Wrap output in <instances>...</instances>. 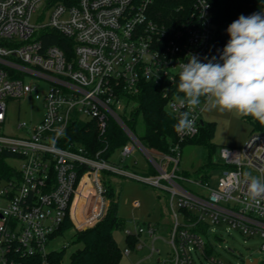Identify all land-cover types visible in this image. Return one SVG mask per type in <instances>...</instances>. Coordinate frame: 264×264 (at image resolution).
Listing matches in <instances>:
<instances>
[{
	"label": "built area",
	"instance_id": "1",
	"mask_svg": "<svg viewBox=\"0 0 264 264\" xmlns=\"http://www.w3.org/2000/svg\"><path fill=\"white\" fill-rule=\"evenodd\" d=\"M149 1L0 0V127L7 100L33 98L43 106L35 125L18 123L20 136L0 134V155H6L10 168L0 176V264H12L14 252L37 254L39 264H47L46 246L65 219L79 231L99 222L110 202L103 175L110 174L168 194L172 226L167 244L172 254L156 264H195V257L223 264L211 256L222 230L258 237L264 252V200L255 204L244 184L233 186V177L242 181L244 172L264 177V132L252 133L242 147L220 148L214 162L221 169L190 177L178 170L180 144L198 134L203 104L191 111L193 128L176 131V142L166 152L145 148L126 123L138 106L142 83L148 82L163 84L164 109L178 119L180 111L189 110L174 101L179 65L189 54L202 62L213 57L219 62L223 50L214 42L205 0H195L176 27L149 18ZM47 31L68 39L69 56L56 46L43 45L40 35ZM42 85L47 87L43 96L37 92ZM108 121L127 139L108 158L101 156L106 147L91 156L83 146L60 145L69 123L93 122L102 134ZM136 149L149 162L145 170L137 169L136 161L123 165ZM115 153L119 164L111 163ZM8 160L20 162L19 167ZM85 181L90 192L84 193L88 201L78 225L72 211ZM137 206L133 201L132 207ZM155 230L154 224L141 228L134 223V230H125V235L136 239L133 249L139 250V237L146 234L152 239V255L159 252L152 244Z\"/></svg>",
	"mask_w": 264,
	"mask_h": 264
},
{
	"label": "trees",
	"instance_id": "2",
	"mask_svg": "<svg viewBox=\"0 0 264 264\" xmlns=\"http://www.w3.org/2000/svg\"><path fill=\"white\" fill-rule=\"evenodd\" d=\"M195 0H150L147 14L154 22L166 27H176L183 17L192 10ZM210 5L211 18L215 27L214 42L224 47L229 39L226 32L227 27L241 14L248 16L253 13H264V0H205ZM44 46H56L63 50L66 56L70 54V42L54 32H44L40 35ZM163 84L152 82L142 83L139 95L136 98L138 106L131 113L127 125L135 132L138 121L143 125L142 133L137 136L141 144L147 149H155L166 152L169 144L176 142V130L174 125L177 119L169 115L164 109L165 100L162 98ZM255 127L261 131L262 126L251 117L247 118ZM213 125L203 122L199 125L198 134L180 144V149L185 146L201 148L204 153L202 166L198 173L217 171L221 169L214 162L215 145L212 143ZM127 139L120 128L112 121L107 122L106 130L100 133L93 122H71L67 125L64 135L60 138L62 147L70 144L83 146L92 155L102 151L101 156L108 158L116 150L126 143ZM6 155H0V176L6 175L10 168L5 163ZM89 187L85 181L78 196ZM107 197L109 206L105 216L94 226L81 231H74L73 243L80 247L69 256L68 264H119L122 251L113 238V232L125 225V220L118 215L116 210L115 196L110 186H107ZM74 222L77 220L72 215ZM72 225L68 218L65 219L59 229L50 237L53 239L70 230ZM129 249H133L136 243L134 237H126ZM64 250H53L46 254L47 264H62ZM12 264H39L41 257L35 255L12 254Z\"/></svg>",
	"mask_w": 264,
	"mask_h": 264
},
{
	"label": "rangeland",
	"instance_id": "3",
	"mask_svg": "<svg viewBox=\"0 0 264 264\" xmlns=\"http://www.w3.org/2000/svg\"><path fill=\"white\" fill-rule=\"evenodd\" d=\"M32 22L36 21L33 15ZM47 87L42 85L38 89V93L43 96ZM43 115V106L41 100L33 98L27 100H7L6 101V118L0 127V134L9 136H20L22 133L17 129L20 122H25L28 126L35 125ZM247 118L234 112L219 110H208L204 105L202 106V113L200 119L205 123L213 125L212 143L216 150L214 157L218 155V151L222 147L238 148L242 147L250 135L256 132L255 127ZM143 131L141 121L137 122L135 128L136 136H139ZM264 132V127L261 129ZM119 154L115 153L111 163L119 164ZM204 160V153L201 148L185 146L181 149L178 170L187 173L190 177H194L198 168L202 166ZM136 161V168L145 170L149 165L146 157L138 149L134 153L124 159L123 165H129ZM8 162L15 168H18L20 162L16 160H8ZM121 164V163H120ZM130 169H132L130 167ZM137 169H132L136 170ZM106 185L110 186L116 202V210L126 222L123 228L113 232V238L118 247L122 251V258L119 264H156L157 260L165 261L170 257L171 249L167 244L168 233L171 230L170 212L168 204V194L157 188H153L146 184L128 180L114 175H103ZM89 193V187L81 193L74 202L72 215L74 213L78 217V225L84 217L83 213L88 201V197L84 193ZM138 201V206L133 208L132 202ZM76 203V204H75ZM76 218V217H75ZM77 220V218H76ZM72 230L57 236L50 240L46 246V251L64 250L62 264H68L70 254L80 246L73 243L72 235L75 229L72 221ZM134 223L141 228L147 224H154L155 240L153 247L158 250V253L150 254V247L152 239L146 234H141L139 242L142 248L139 250L132 249L128 254L125 253L129 249L125 230L133 231ZM221 238L214 244V252L212 258L220 260L223 264H244L246 259L257 258L259 264H264V252L259 250L261 239L258 237L246 238L236 230H230L225 233L224 230L220 232ZM195 264H206V259L198 260L194 258Z\"/></svg>",
	"mask_w": 264,
	"mask_h": 264
},
{
	"label": "clouds",
	"instance_id": "4",
	"mask_svg": "<svg viewBox=\"0 0 264 264\" xmlns=\"http://www.w3.org/2000/svg\"><path fill=\"white\" fill-rule=\"evenodd\" d=\"M208 6V5H207ZM206 6V7H207ZM229 39L219 56L202 62L189 54L179 65V82L174 101L180 108L178 133H187L194 126L191 111L202 104L208 110L234 112L251 117L264 126V13L241 14L226 29ZM227 151V150H226ZM246 186L249 200H264V177L243 173L233 177V186Z\"/></svg>",
	"mask_w": 264,
	"mask_h": 264
},
{
	"label": "water",
	"instance_id": "5",
	"mask_svg": "<svg viewBox=\"0 0 264 264\" xmlns=\"http://www.w3.org/2000/svg\"><path fill=\"white\" fill-rule=\"evenodd\" d=\"M256 258H254L253 260H252V262H249V260H246L245 261V264H256Z\"/></svg>",
	"mask_w": 264,
	"mask_h": 264
},
{
	"label": "crops",
	"instance_id": "6",
	"mask_svg": "<svg viewBox=\"0 0 264 264\" xmlns=\"http://www.w3.org/2000/svg\"><path fill=\"white\" fill-rule=\"evenodd\" d=\"M76 204V203H75ZM74 216L77 218V224H78V217H77V215L74 213Z\"/></svg>",
	"mask_w": 264,
	"mask_h": 264
}]
</instances>
